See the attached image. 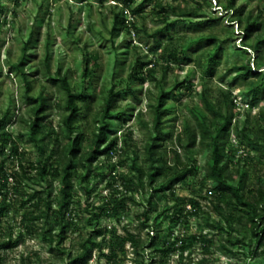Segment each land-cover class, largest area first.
<instances>
[{
	"label": "rangeland",
	"instance_id": "rangeland-1",
	"mask_svg": "<svg viewBox=\"0 0 264 264\" xmlns=\"http://www.w3.org/2000/svg\"><path fill=\"white\" fill-rule=\"evenodd\" d=\"M227 1L156 0L142 13L133 14L122 8L123 0H0V135L11 133L12 143L18 147V153L13 155L9 142L0 152V206L6 207L0 217V244L10 237L22 238L17 247L0 249V264H63L61 259L68 261L74 256L82 239L98 227L107 229V234L98 238L105 240L104 249L94 250L89 264H142L130 244L120 246L119 237L125 235L126 229L139 232L138 217L146 209L150 211L147 228L140 231L145 264L151 263L153 251L163 245L173 249L166 264H264V244L257 248L248 236L244 246H232L243 233L245 218L216 200L215 184L206 178L213 163V149L196 142L184 154L176 140L187 124L198 136L196 118L213 116L207 103L218 105L225 114L223 91H228L232 102L228 105L232 121L224 145V157L230 162L228 173L233 184L246 175L245 195L264 185V95H247L256 78H236L240 71L234 68L251 65L262 74L264 85V48L256 52L252 48L256 35L246 39L244 23L236 20L239 15L253 12L264 22V0H235L234 11L226 7ZM141 2L134 0L133 7ZM159 4L164 7L160 14ZM173 9L187 14H174ZM114 10L123 12L139 31L125 28L112 40ZM163 27L168 31L153 43L148 36ZM214 37L218 41L210 42ZM26 43L29 47L23 57ZM169 44L170 49H182L179 61L168 57L165 47ZM219 45L222 52L216 55L214 48ZM211 56L215 60L210 69ZM22 57L32 84L30 90L19 74L9 71L8 61L16 63ZM47 57L51 74L61 66L74 92H85L88 100L94 95L89 100L92 111L87 123L82 119L78 122L85 138L74 158L72 200L66 219L68 239L60 248L64 254L51 250L54 246L43 240V229L54 227L58 217L60 162L57 158L51 161L47 181L37 174L32 165H36L39 152L27 125L32 109L38 105L31 98L43 95L47 99L39 136L43 151L62 149L68 144L62 124L67 96L60 84L50 80ZM138 59L147 63L138 69L139 79L130 77ZM86 68L92 70L90 76H85ZM184 81L185 85L175 88L176 83ZM113 83L119 96L114 103L108 140H115L116 146L89 164L87 150L93 119ZM161 90L173 91L167 97L164 117V129L172 132V138L163 142L166 151L159 149L164 151L162 159L173 167L175 150L185 163H195L194 172L170 189H163V178L150 187L148 179H140L136 170L142 168L147 173L152 167L146 145L155 136L152 120ZM221 122L222 118L218 120ZM240 129L247 131L249 140L240 134ZM20 165L26 170L21 186L15 180V174L19 177L22 173ZM56 167L59 171L54 170ZM44 190L51 193L53 212L49 218L27 220L30 214L44 213L43 206L38 207L36 200L28 198L42 191L45 196ZM54 229L58 231V227ZM148 233L158 235L153 247L149 246ZM184 244L185 250L181 248ZM221 245L235 254H228Z\"/></svg>",
	"mask_w": 264,
	"mask_h": 264
},
{
	"label": "trees",
	"instance_id": "trees-1",
	"mask_svg": "<svg viewBox=\"0 0 264 264\" xmlns=\"http://www.w3.org/2000/svg\"><path fill=\"white\" fill-rule=\"evenodd\" d=\"M156 0H142V2L133 7L134 0H123V7L126 8L129 12L131 11L133 14L142 13L143 10L152 3H155ZM156 4V3H155ZM159 6V14L163 12L164 7L162 5ZM226 7L229 10L234 11L235 0H228ZM123 9V10H124ZM172 12L177 15H185L187 11L177 12L176 9H173ZM195 13V12H194ZM253 12H249L246 16H237V22L240 24L244 23V34L245 38L249 39L252 34L256 35L255 40L252 44V48L256 52H260L264 48V22L261 21L259 15L253 16ZM125 28H131L139 31V28L135 23H132L123 15V12H115L114 10V22L112 29L110 30L111 38H115L118 36L122 30ZM262 28V31H261ZM168 28L163 27L161 29L156 30L154 33L150 34L148 37L153 40V43L158 41V37L167 32ZM262 32V33H260ZM34 35V32L31 33V37ZM79 42V39H76ZM210 42L218 41L216 37L209 39ZM222 43L226 42V40L221 41ZM29 45L26 43L22 49L23 57L26 55L27 49ZM170 44L165 47V51L168 53V57L172 61H179L181 56L182 49H170ZM214 52L216 55L222 52V47L214 48ZM23 57L19 59L16 63L9 64V71L15 72L19 74L27 87V90L31 89V81L28 79V72L25 69V62ZM48 57L46 58V70L50 75V80L56 84H60L63 90L66 93V102H65V116L63 117V128L66 131V138L68 140V144L66 147L59 149L56 147L50 152L43 151L41 144L43 143V139L39 136L42 133V122L44 117L41 116L42 113L46 111L47 108V99L43 95H40L36 99L31 98L32 100L38 102V105L32 109L33 116L29 121H27V125L29 128V137L31 141L35 142L37 146V151L39 152V159L36 165H32L35 167L37 174L48 180V167L51 161L54 158H57L60 162V175L62 176V186L60 188V201L59 207L57 210L58 217L56 218V223L54 227L50 229H43V240L48 243L53 251H59L60 254H64L61 251L62 245L68 239V229L66 225L67 215L70 212V204L72 200V178L73 171L75 169L74 158L78 155L85 134L80 129V125L78 124L79 120L82 119L86 123L88 121V116L92 111L91 102L94 95H91V98L88 100L85 92L76 93L73 91L71 84L69 83V79L66 73L62 72V67H58L57 71L54 74H51L50 64L48 62ZM215 57H210L209 68L213 67ZM147 63L141 61V59L137 60L135 66H133L130 70V77L139 79L138 69H143ZM238 71H240L239 75L236 77H241L244 80L255 77L256 80L250 83L251 89L247 92V95L252 98H257L259 94L264 95V85L262 83V74L255 72L251 65H240L235 66ZM92 74V70L86 68L85 76H90ZM185 85V81L181 83H176L175 88H180ZM116 84L113 83L110 89H107V97L103 101L102 108L100 112L96 114V117L93 119V128H92V139L89 149L87 150V162L92 164V162L100 155L109 154L116 146V141L108 140V132L111 130L112 125L110 119L113 118V108L116 98L119 96V92L115 91ZM169 94H173V91L165 92L161 90L160 94L157 97V105L154 106V116L152 120L153 130L155 136H151L149 142L146 145V152L149 156V161L152 165L151 170L147 173L144 172L142 168H137L136 170L139 173V178L142 179L144 176L148 179V183L150 187H153L159 178H163L165 181L163 189H170L174 186L178 181L186 178L190 174H192L195 170V163L189 164L182 161L181 155L177 153L175 150L173 154L175 156V163L173 167H169L166 164V161L162 159V152L166 151V147H164L163 142L166 138H172V132L168 133L164 129V117L167 114V110L165 109L166 100ZM225 96L224 104L227 107V112L224 114L221 108L216 104L207 103V108L210 112L213 113L212 117L203 116L202 118H196V127L198 128L199 134L196 137L194 129L187 124L185 126L184 132L180 133L176 136L178 147L182 150V152L188 153L190 147L193 146L196 142L200 145L207 144L209 149H213L211 158H212V166L208 168L206 173V178L212 180L215 184L214 193L216 195V200L218 203L225 204L239 212L245 218V223L243 224V233L239 239H237L232 246H244L246 244V238L249 236L252 241L255 242L256 247L258 248L262 244H264V185H260L256 188L254 192H251L249 195L244 194V186L246 175H241L239 177V181L236 184H233V177L228 173V165L230 162L228 159L224 157V145L227 141V135L230 130V124L232 121L231 110L228 105L232 104L229 99V92L223 91ZM124 114V113H120ZM222 118V122L218 123V120ZM240 134H242L247 140L250 139V136L247 134L245 129L239 130ZM52 134V133H50ZM264 139V137H263ZM12 144V153L13 155L18 153V147L16 144L12 143L11 133L4 132L0 135V152L2 149L9 143ZM256 144L259 143L258 140H253ZM161 151L159 149H162ZM264 149V145L262 147ZM12 155V156H13ZM161 164V166H160ZM0 170L3 168V164H1ZM21 172L19 177L15 174L16 182L19 186L22 185V180L26 177V170L23 165H20ZM59 168L56 167L54 170L59 171ZM168 171H170V176H168ZM0 175V182H1ZM7 180V177L5 176ZM111 187V185H109ZM43 192V191H42ZM42 192H35L33 195L29 194L28 198L32 200H36V205L44 207V213L40 215L30 214L29 219L27 220H36L40 218H49V215L53 212L52 205L53 201L51 200V193L47 190H44L45 196H43ZM1 194V189H0ZM88 196H90L91 192H87ZM153 199V195L149 199V204ZM24 204V203H22ZM6 211V207L0 206V217L4 215ZM149 209H146L141 216L138 217L140 221L139 232L126 229L125 235L119 237L120 246L124 248L127 244H130L133 255L136 259H141L142 264H145V256H144V243L141 237L140 231L146 226L147 215L149 214ZM55 227H58V231H55ZM107 234L106 228L98 227L97 229L90 231L87 238L82 239L79 249L74 256H71L68 261L63 260V264H89L92 259L94 250H98L102 252L104 249L103 241H98V238L103 237ZM148 237L151 239L149 246L153 247L156 244V240L158 235L151 236L148 233ZM22 238L19 236L15 239L10 237L7 241H3L0 244V249H13L17 247ZM178 239L174 242L177 244ZM181 248L185 250L186 245H182ZM220 248L227 252L228 254H235L232 249H229L225 245H221ZM173 251L171 247H167L163 245L159 250L153 251L154 254L151 256L150 264H166L168 255ZM111 254L115 252V249L110 250ZM257 251L255 250V253ZM155 257V258H154ZM1 261V259H0ZM194 264H205V263H194Z\"/></svg>",
	"mask_w": 264,
	"mask_h": 264
}]
</instances>
